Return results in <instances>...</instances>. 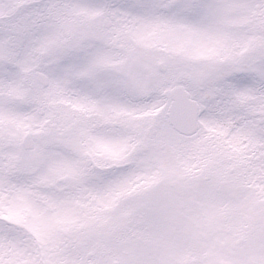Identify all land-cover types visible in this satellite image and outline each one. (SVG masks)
Wrapping results in <instances>:
<instances>
[{"label":"snow or ice","instance_id":"6c2138e0","mask_svg":"<svg viewBox=\"0 0 264 264\" xmlns=\"http://www.w3.org/2000/svg\"><path fill=\"white\" fill-rule=\"evenodd\" d=\"M2 9L0 140L16 148L0 155V264H60V257L37 260L35 246L21 239L31 241V233L7 218L24 211L38 229L58 226L71 199L53 198L52 211H41L27 182L60 168L71 170L61 178L71 192L92 199L120 193L113 215L131 210L133 220L156 225L159 235L173 212L164 193L185 180L197 202L244 214L229 243L212 241V255L181 245L171 256L123 252L98 264H264V0H7ZM240 13L248 24L233 28ZM113 30L129 51L118 68L102 62L103 34ZM141 32H163L174 46L148 60ZM32 63L49 70L25 75ZM65 79L81 87L68 91ZM105 112L126 118L94 115ZM24 121L36 134L13 132ZM213 128L251 145L244 157L249 180L222 167V156L198 150ZM104 145L124 146V155L96 159L91 150Z\"/></svg>","mask_w":264,"mask_h":264},{"label":"rangeland","instance_id":"374dc122","mask_svg":"<svg viewBox=\"0 0 264 264\" xmlns=\"http://www.w3.org/2000/svg\"><path fill=\"white\" fill-rule=\"evenodd\" d=\"M120 0H113L118 4ZM7 0H0V10ZM230 24L233 28H244L248 24L245 14L236 15ZM126 31V30H125ZM144 41V52L151 54L146 59L151 60L157 55H168L165 45L174 46L173 42L163 32L138 34ZM86 38H91L87 37ZM106 52L103 63L109 67L118 68L121 61L129 56V51L121 33L109 31L103 34ZM154 62V61H153ZM48 65L35 63L28 64L25 75L40 72L46 73ZM140 71L145 79H152L154 73L148 70V64L141 62ZM65 87L73 91L81 87L79 82L75 84L71 79H65ZM22 90H12V95H18ZM27 107V106H25ZM57 107H67L57 105ZM70 111H75L69 109ZM250 111L249 115L254 116ZM97 115L102 120L124 119L123 115L117 117L113 112H105ZM137 119H147L137 116ZM87 119V118H86ZM27 121L16 122L12 125L13 132L21 135L28 132L36 134L35 128L29 131L25 127ZM208 138L198 146L202 153H208L210 157L220 155L222 167L234 170L245 181L249 180V171L244 157H250L251 145L242 135L229 137L224 128L210 129ZM236 138V139H235ZM16 145L12 142L0 140V155L5 151L12 152ZM92 155L101 161H118L124 155V146H98L93 148ZM30 171V170H29ZM71 175V170L60 168L54 173H45L28 181V195L35 208L41 211L51 212L49 207L53 198L71 199L68 209L61 215V223L56 227L36 228L32 217L24 211H16L7 216L14 224L22 225L31 233V241L21 239L25 244L35 246L34 255L37 260L48 262L60 257V264H98L101 257L115 261L120 254L127 252L130 258L146 256L150 252L162 250L171 256L176 253L181 245L193 249H208L209 254H214L212 241L219 240L229 243L235 231L243 227L242 216L235 206L229 205L217 210L212 205L197 202L195 194L190 191L188 182L176 184L170 187L164 195L172 206L173 212L169 217L167 228L163 235L158 234L156 225L141 219H132V211L125 210L119 215H113L114 207L124 199L123 195L116 193L104 199H92V194L76 189L70 191V186L61 179ZM160 175H171V172L160 170ZM159 183V181H158ZM250 188L259 191L257 185H249ZM63 194V195H61ZM133 234L135 240H133ZM142 241L140 246L137 242Z\"/></svg>","mask_w":264,"mask_h":264},{"label":"water","instance_id":"95a60500","mask_svg":"<svg viewBox=\"0 0 264 264\" xmlns=\"http://www.w3.org/2000/svg\"><path fill=\"white\" fill-rule=\"evenodd\" d=\"M37 74H42V73H39V72H36Z\"/></svg>","mask_w":264,"mask_h":264},{"label":"flooded vegetation","instance_id":"af4514ba","mask_svg":"<svg viewBox=\"0 0 264 264\" xmlns=\"http://www.w3.org/2000/svg\"><path fill=\"white\" fill-rule=\"evenodd\" d=\"M236 139V138H235ZM231 171H234V170H231Z\"/></svg>","mask_w":264,"mask_h":264}]
</instances>
